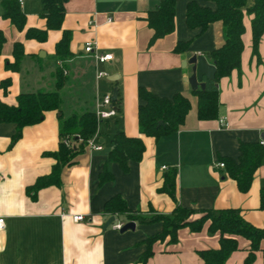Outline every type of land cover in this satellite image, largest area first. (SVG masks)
Masks as SVG:
<instances>
[{
  "label": "crops",
  "instance_id": "crops-1",
  "mask_svg": "<svg viewBox=\"0 0 264 264\" xmlns=\"http://www.w3.org/2000/svg\"><path fill=\"white\" fill-rule=\"evenodd\" d=\"M17 1L26 16L23 30L2 16L7 1L0 0V32L5 36L0 52V101L17 105L21 93L55 90L56 70L62 64L66 82L59 92L65 117L95 112L97 96L114 89L119 91V112L98 124L96 134L102 150H90L85 144L76 162L62 168L60 187H44L36 200L27 196L26 188L49 174L55 164L45 153L58 150V110L46 111L42 121L27 125L11 148L16 125L0 122V216L5 218V228L0 231V264H143V240L161 231V223L106 214V202L116 195L126 200L131 213L142 217L168 215L176 204L194 209L231 207L239 209L250 224L264 228V209L259 208L264 157L244 193L224 168L215 165L222 158L236 161L239 143L264 146V32L259 38L257 61L251 54V15L244 11L242 17L240 71L232 70L216 82L217 118L202 120L197 118V97L187 81L193 73L188 61L193 54H204L223 44L222 25L210 22L203 32L198 27L188 28L185 7L192 0H176L173 31L151 43L148 11L161 0H66L62 27L48 30L44 41L26 35L29 28H47L43 0ZM194 1L215 8L211 0ZM251 4L252 0H246V7ZM108 18L112 20L108 22ZM92 20L96 24L90 23ZM65 30L71 31L72 57L62 61L56 58L55 45ZM86 41H96L98 52L111 53L113 60L97 64L83 51ZM16 42L24 47L25 56L19 70H8L6 62L14 61ZM177 42H187L186 49L175 52ZM97 70L109 76L98 79ZM6 79L11 81L4 93L1 82ZM140 87L160 97L171 99L180 93L188 99L190 108L177 131L159 138L140 133ZM120 130L126 136L141 137L144 146L142 159L129 161L128 172L108 160L114 135ZM105 169L112 172L113 179L102 184L100 176ZM169 169L176 170V200L160 191ZM76 214L85 219L74 221ZM129 221L135 223L134 229L122 232L113 227L115 222ZM206 225L198 232L179 229L175 242H168L169 237L155 240L144 264H203L197 252L219 247V233H210ZM235 238L238 248L229 254L226 264H244L248 256L250 241ZM263 254L261 247L249 264H263Z\"/></svg>",
  "mask_w": 264,
  "mask_h": 264
},
{
  "label": "trees",
  "instance_id": "trees-1",
  "mask_svg": "<svg viewBox=\"0 0 264 264\" xmlns=\"http://www.w3.org/2000/svg\"><path fill=\"white\" fill-rule=\"evenodd\" d=\"M2 16L10 18L12 23L23 30L26 24V16L22 12L17 0H6ZM215 3V8L200 6L196 1L188 2L185 7V24L188 28H200L203 32L208 23L219 21L222 25L223 44L207 53L202 54L210 63L215 66L214 80H206L204 77L203 88L193 89V94L197 97V118L202 120H211L217 118L219 102L217 100L218 88L216 82L231 73L232 70L240 68V53L243 48V42L240 38L244 32L242 17L244 11L251 15V54L260 61L257 51L259 38L264 32V0H252V4L246 7V0H211ZM66 0H43L42 16L46 18L47 28L37 30L29 28L26 35L29 38H35L38 41H44L47 38L48 30L60 29L65 18ZM176 0H161L157 7L148 11L147 24L153 29L148 43L173 31V18L175 15L174 6ZM71 31H64L61 39L56 43V58L58 60H68L72 57L70 50ZM5 42L3 32H0V52ZM14 61L6 62V69L19 70L21 60L25 56L24 47L20 42L14 43ZM187 42H177L174 48L175 52L184 51ZM55 90L37 91L21 93L17 96V105H8L0 101V122H13L16 125V131L12 135L11 148L21 137L22 131L27 125H33L42 121L46 111L58 110L59 138H61L58 150L46 152L45 154L55 159V164L49 174L38 177L33 184L26 188V194L32 200L37 199L39 190L47 186L60 187L62 181L63 167L73 165L76 156L84 150L88 139L96 133L98 122L94 111L88 110L83 113H73L65 117L62 112V98L59 89L66 82V76L62 68L56 70ZM11 79L2 80L1 85L4 93L10 84ZM139 97L143 103L139 107L138 120L139 131L143 135L159 138L177 131L180 124L184 121V116L190 108L188 99L180 93L175 94L171 99L160 97L146 90L139 88ZM118 100V99H117ZM68 138L72 142H80L77 145L69 146L64 142ZM239 155L237 160L231 158H222L224 171L230 178L236 181L238 190L244 193L250 187L252 176L255 170L261 164L264 157V146L255 142H242L238 145ZM143 142L139 136H126L123 130L118 131L113 138V145L108 151V160L117 162L125 172L130 167L129 161H140L143 154ZM175 169L166 171L163 177V185L160 188L176 200L175 196ZM113 179L110 170L105 169L100 176V183ZM259 208L264 209V188L260 190ZM104 212L116 215H125L129 220L153 223H161V231L148 236L143 240L146 249L140 259L144 264L147 258L152 254L151 246L155 240H163L169 237L168 242L176 241L177 231L188 227L193 232H198L205 223L210 233H219V247L215 249H204L197 252L201 257L203 264H226V260L232 251L238 248L235 236L243 237L250 241L248 256L244 264H249L254 259V252L263 247L264 249V228H258L246 220L236 208H190L176 204L168 215L153 214L150 217H142L131 213L124 198L116 195L111 197L104 206ZM264 264V254H263Z\"/></svg>",
  "mask_w": 264,
  "mask_h": 264
},
{
  "label": "built area",
  "instance_id": "built-area-1",
  "mask_svg": "<svg viewBox=\"0 0 264 264\" xmlns=\"http://www.w3.org/2000/svg\"><path fill=\"white\" fill-rule=\"evenodd\" d=\"M112 19L108 18V22H110ZM90 23L96 24V21L92 20ZM83 51L85 54H88L96 60L97 64H102L104 62H108L113 60V55L111 53H99L98 52V44L96 41H86L84 44ZM97 78L100 79L102 77H108V73L105 71H98L96 72ZM95 115L97 122L100 123L101 121H104V119H108L111 117H115L118 115L119 108L117 106V99H113V91H108L103 93V95H98L95 102ZM219 122L221 124L224 123L223 119H220ZM64 142L69 146H74L77 144L76 141L71 142L68 138L64 139ZM262 143V141H261ZM88 149L90 150H102L103 146L99 143V137L97 134H93L86 143ZM215 165L220 168H224V164L222 162H215ZM85 216L82 214H76L74 216V221H81L84 220ZM113 227L115 229L121 230L123 227V223L121 222H115L113 224ZM5 228V218L0 216V231H2Z\"/></svg>",
  "mask_w": 264,
  "mask_h": 264
},
{
  "label": "water",
  "instance_id": "water-1",
  "mask_svg": "<svg viewBox=\"0 0 264 264\" xmlns=\"http://www.w3.org/2000/svg\"><path fill=\"white\" fill-rule=\"evenodd\" d=\"M188 63L192 64V74L187 78V81L190 85V87L197 88H203L204 83L202 81V78L204 77L206 80H214L215 78V66L214 63H208L205 56L202 54H193L191 58L189 59ZM183 65L186 64V62L182 63ZM119 91L114 89L113 91V99L116 100L118 97ZM114 220V217H112L110 220L107 221V225H109ZM135 223L133 221H129L123 224L122 232L128 229H134Z\"/></svg>",
  "mask_w": 264,
  "mask_h": 264
},
{
  "label": "rangeland",
  "instance_id": "rangeland-1",
  "mask_svg": "<svg viewBox=\"0 0 264 264\" xmlns=\"http://www.w3.org/2000/svg\"><path fill=\"white\" fill-rule=\"evenodd\" d=\"M60 68H62V64L59 66ZM64 74H65V72H64ZM71 141V140H70ZM72 142V141H71Z\"/></svg>",
  "mask_w": 264,
  "mask_h": 264
}]
</instances>
